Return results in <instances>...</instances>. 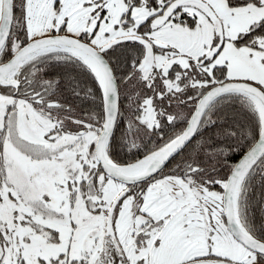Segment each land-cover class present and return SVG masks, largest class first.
I'll list each match as a JSON object with an SVG mask.
<instances>
[{
    "label": "snow or ice",
    "instance_id": "1",
    "mask_svg": "<svg viewBox=\"0 0 264 264\" xmlns=\"http://www.w3.org/2000/svg\"><path fill=\"white\" fill-rule=\"evenodd\" d=\"M0 264H264V0H0Z\"/></svg>",
    "mask_w": 264,
    "mask_h": 264
}]
</instances>
